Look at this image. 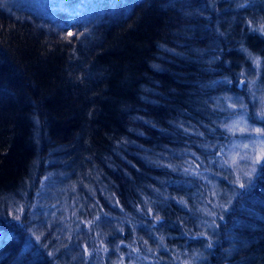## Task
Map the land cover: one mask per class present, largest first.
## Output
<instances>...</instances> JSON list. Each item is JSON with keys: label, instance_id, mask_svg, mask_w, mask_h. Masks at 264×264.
<instances>
[{"label": "trees", "instance_id": "16d2710c", "mask_svg": "<svg viewBox=\"0 0 264 264\" xmlns=\"http://www.w3.org/2000/svg\"><path fill=\"white\" fill-rule=\"evenodd\" d=\"M124 3L110 10L99 6L103 14L81 29L80 41L64 37L68 34L53 23L41 30L20 22L22 16L0 13V196L13 206L9 193L31 177L34 159L48 155V161H60L73 177L65 190L52 185L48 194L53 195L45 199L55 202L53 210L38 208V216L28 221L30 234L46 237L32 250L34 257L24 259L13 245L3 250L10 255L2 264L34 259L38 264H77L61 258L64 252L56 247L61 229L69 241L77 240L73 228L82 234L87 249L76 257L81 264H101L98 257L104 254L109 262L113 247L125 249L128 222H139L141 245L149 240L153 250H162L163 259V254L171 258L185 238L177 230L181 224L184 230L189 219L179 208L188 186L179 170L194 163L200 167L223 145V132L215 126L220 118L208 104L209 87L221 77L230 80L233 69L239 71L240 46L264 55V0ZM141 134L148 136V146ZM138 144L151 150L135 157ZM260 168L250 191L234 203L239 215L227 216L219 226L210 264H264V163ZM75 191L94 207L93 198L100 197L106 207L101 201L88 209L85 203H71L78 197ZM26 202L22 217L28 220ZM18 213L0 220V227H10L17 236L15 248L29 237L26 226L18 230ZM84 213L87 231L79 227ZM156 217L160 220L154 223ZM67 240L63 249L77 254L78 246L71 250ZM106 245L110 251L104 253ZM85 255L91 262H85Z\"/></svg>", "mask_w": 264, "mask_h": 264}, {"label": "rangeland", "instance_id": "374dc122", "mask_svg": "<svg viewBox=\"0 0 264 264\" xmlns=\"http://www.w3.org/2000/svg\"><path fill=\"white\" fill-rule=\"evenodd\" d=\"M96 1L100 5H94L90 0H0V13L5 16L9 14L10 16H22V18L20 17V22L35 24L38 29L43 30V25L51 26L53 22H56L54 19L56 10L67 15L64 16L67 19L79 22L78 17L92 16L96 12V6L105 4L110 10L115 3H118L116 5H125L124 2L128 0ZM140 1L142 0H138V3ZM48 31L50 35L54 34L52 30ZM240 48L239 51L242 53V57L236 58L239 60V71L233 69L234 73L230 80L221 77L209 87L211 89L209 91H212L213 94L208 104L214 110L212 113L214 112L220 118L219 121H216L215 126L223 132V145L210 154L207 163L201 161L200 167L197 163H194V165L189 166L191 169L187 166L185 169L179 170L180 180L183 181L185 179L184 181L186 182L183 184L188 186L182 191L185 194V198L179 201V208L189 218L183 227L184 230L181 229L182 224L177 230L185 235L183 241H178L180 246L174 245L175 250L171 258L166 257V254H163L164 259L161 258L162 250H153L154 248L149 245L151 243L149 240H146L147 245H141L142 238H140L138 231L140 228L136 227L139 226V222L134 221L132 217H128V221L134 222L123 223L127 226V230L123 232V238L125 241L129 240L125 249H123V245H117L116 248L113 247L111 250H115V252L107 255L109 262L106 260L105 254L98 257L99 261H103H101V264H155L156 261L164 264H210L209 258L214 248L218 247L220 240L219 226L226 221L227 216L237 217L239 215L233 212L234 203L238 197L247 195L259 169H261L262 163H264V159L259 164L255 163L256 159L264 152V136H260L256 131L257 129L264 130V55L253 51L250 47L240 46ZM205 73L208 75L211 72L205 70ZM229 86L232 91L229 90ZM206 116L209 115L207 114ZM138 136L140 135L138 134ZM140 138L148 146V136L141 134ZM245 145L248 147H245ZM147 146H135L136 153L134 156L137 157L139 154L145 156L144 152L151 150ZM124 151L126 152L127 149L125 148ZM149 152L148 154L150 155L152 151ZM48 156L41 160L34 159V163H37L35 166L29 167L30 171H33L31 177H35V187L28 195V198L26 195L22 198L23 200L24 198L28 199L29 207H31L28 220L22 217L24 216L25 208L28 207L27 202L24 208L22 205L25 202L18 209L13 208L9 203L2 207L5 216L8 217H13V212L18 210L17 216L20 217L17 219L18 230H24V226H26V235H29L33 240V244H31L29 237H26L28 245H19L23 247L25 253L32 252L38 245L27 228L28 221H33L38 216V208L43 212L55 208V202L45 199L46 196L53 195L48 194L49 190L52 189V185L54 189L62 187L65 190L68 188V183L73 180V177L70 178L65 173L66 167L57 164H60V161H56V159H53L55 161H48L50 160ZM41 161L43 162L41 163ZM128 161L125 157L122 159L125 164ZM51 170L52 172H50ZM160 175L162 176V174ZM97 179L99 178H91L90 180L95 181ZM85 190H87V187ZM69 191L72 190L69 189ZM56 192L59 193L60 190ZM75 192L78 193V197L76 196L75 200L71 198V203H85V208L87 209L90 205L94 207V203L87 200L82 193ZM177 192L175 193L177 194ZM59 194L68 196L63 192ZM187 195H189V198ZM101 196L109 204L112 203L108 195L101 194ZM161 196L164 197V194L161 193ZM93 199L98 203L101 201V206L106 207L100 197L98 198L100 199L99 201L97 198ZM4 200L5 198L0 196V205L4 204ZM96 201L94 208H96ZM84 215L85 213L78 218L79 227L87 231L86 225H82V221L85 219ZM152 220L156 223L160 219L156 217ZM117 227L119 228L120 226L117 225ZM107 230H110L108 226ZM73 232L78 234L77 240L71 239L69 241L67 240L68 233L61 229L62 236L59 237L62 238L58 241L56 247L64 252L61 257L62 260H70V262L81 264L82 262H79L78 259L76 260V257H81L80 254L83 253L82 248L84 246L87 249L86 243L83 237L79 238L82 234L77 233L76 228H73ZM135 236H137V240L131 239V237L134 238ZM42 237L44 235L39 238L38 242H45L46 237L43 239ZM161 237L159 239L162 241ZM65 240L68 241L65 244L71 246V250L78 246V249L76 248L77 254L72 255L68 253V250L63 249L62 245ZM130 240L133 242L132 245H129ZM104 244L101 245L102 248ZM104 251V253L110 251L109 245L105 246ZM55 255L59 257L57 253ZM89 261L91 262L90 257H86L85 262Z\"/></svg>", "mask_w": 264, "mask_h": 264}, {"label": "bare ground", "instance_id": "6f19581e", "mask_svg": "<svg viewBox=\"0 0 264 264\" xmlns=\"http://www.w3.org/2000/svg\"><path fill=\"white\" fill-rule=\"evenodd\" d=\"M90 1H92V4L95 5V0H90ZM119 6L121 7L123 5H119ZM96 8H97L96 12H94L92 16H87L85 18L78 17L79 22H74L71 19H67L66 17H64L67 15H64L63 13L56 10L57 12H55L56 16L54 18L56 22L55 23L53 22L54 28L58 29L62 33L68 34V35H65L64 37L74 38L75 40L80 41L83 38V33L81 29L85 30L89 28L90 27L89 25H91L93 21H95L98 17H101V15L103 14L102 9L99 6H96ZM56 36L60 38L59 34H57ZM27 178H25V180L19 184L20 188L17 187L16 189L12 190L9 193V197H12V200H13V208L18 209L19 207H21L23 202H25L23 204L25 205L26 199L24 198L23 200L22 198L24 197V195H26L27 192L29 195L30 192H32L33 188L35 187V184H34L35 177H30L29 179ZM5 205H7L5 202L4 204L0 205V220H3L5 217H7L5 216L4 211L2 210V207H4ZM26 236H29V235H26ZM31 236L36 242H38L40 236H35L34 234H31ZM16 244H18V238L17 236L14 235L11 228L7 226L0 227V264H2V261L10 255V254L4 255L3 250H6L8 248L12 249L13 245H14L15 250H22L21 255L23 258L24 257L25 258L34 257L32 252L25 253L24 249H22L23 248L22 246H17L15 248ZM25 244L28 245V243L26 242V239L24 241V245ZM27 263L28 264H38V262L35 259L31 263L30 262H27Z\"/></svg>", "mask_w": 264, "mask_h": 264}, {"label": "snow or ice", "instance_id": "6c2138e0", "mask_svg": "<svg viewBox=\"0 0 264 264\" xmlns=\"http://www.w3.org/2000/svg\"><path fill=\"white\" fill-rule=\"evenodd\" d=\"M257 133L260 135V136H264V130H261V129H257L256 130ZM245 147H248L247 145H245ZM264 159V152L261 153V156L258 157L255 161V163L259 164L261 162V160ZM241 187H243V185H241Z\"/></svg>", "mask_w": 264, "mask_h": 264}]
</instances>
